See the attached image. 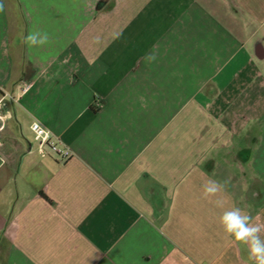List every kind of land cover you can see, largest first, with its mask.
<instances>
[{
  "label": "crops",
  "instance_id": "1",
  "mask_svg": "<svg viewBox=\"0 0 264 264\" xmlns=\"http://www.w3.org/2000/svg\"><path fill=\"white\" fill-rule=\"evenodd\" d=\"M0 3V264H252L203 186L264 223V0Z\"/></svg>",
  "mask_w": 264,
  "mask_h": 264
},
{
  "label": "clouds",
  "instance_id": "2",
  "mask_svg": "<svg viewBox=\"0 0 264 264\" xmlns=\"http://www.w3.org/2000/svg\"><path fill=\"white\" fill-rule=\"evenodd\" d=\"M4 11L3 3H0V12ZM50 41L49 34L40 30L31 31L24 37L25 44L32 47H42ZM99 42V37L94 38ZM144 59L148 62L155 61V52H150ZM228 181L209 179L203 186L205 199L215 197L213 201L216 207L224 209L220 216V224L225 235L239 245L245 246L248 259L252 264H264V223L255 222L253 217L239 207H226V199L222 195ZM258 220V218H257Z\"/></svg>",
  "mask_w": 264,
  "mask_h": 264
},
{
  "label": "built area",
  "instance_id": "3",
  "mask_svg": "<svg viewBox=\"0 0 264 264\" xmlns=\"http://www.w3.org/2000/svg\"><path fill=\"white\" fill-rule=\"evenodd\" d=\"M27 87H25V90ZM33 132V140L36 142L41 150L48 149L58 160L64 161L72 156V152L68 147L62 144L60 139L54 136L48 129L43 127L38 122L31 124ZM2 140L0 138V147Z\"/></svg>",
  "mask_w": 264,
  "mask_h": 264
}]
</instances>
